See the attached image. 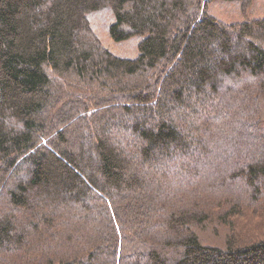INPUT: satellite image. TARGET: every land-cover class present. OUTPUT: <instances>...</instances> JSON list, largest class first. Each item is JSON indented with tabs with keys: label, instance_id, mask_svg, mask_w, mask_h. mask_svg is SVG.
<instances>
[{
	"label": "trees",
	"instance_id": "1",
	"mask_svg": "<svg viewBox=\"0 0 264 264\" xmlns=\"http://www.w3.org/2000/svg\"><path fill=\"white\" fill-rule=\"evenodd\" d=\"M212 1L0 0V264H264V16Z\"/></svg>",
	"mask_w": 264,
	"mask_h": 264
},
{
	"label": "rangeland",
	"instance_id": "2",
	"mask_svg": "<svg viewBox=\"0 0 264 264\" xmlns=\"http://www.w3.org/2000/svg\"><path fill=\"white\" fill-rule=\"evenodd\" d=\"M209 10L216 17L225 20L226 22L241 21L244 19H250L255 16H264V0H253L252 2L247 4L246 7L244 8L238 4V1L226 2L222 0H215L209 4ZM104 27H106L105 22L102 23V25L99 27L98 34L101 40L103 41L101 42L104 43L112 52H114L117 55L127 56V57H131L137 54V43L139 37H131L126 41L115 42L108 37ZM208 196L212 197L211 195ZM245 209L246 207L243 209L245 213H243L242 216L237 217L236 220L237 221L236 224L241 227V230L239 231L242 234H246V235H251V231L257 234H263L264 206L262 208L256 209L254 212H252V210L248 211ZM218 227H216L217 228L216 230L215 227L208 226L206 229L201 230L199 234L205 240H210L213 242H221L223 238L224 230L222 228L218 229ZM26 255L24 254L21 255V253H18V255L14 257V259L11 260L10 257L9 262L6 264H21L22 260L25 258ZM34 256H31V259ZM30 261L31 260L27 262Z\"/></svg>",
	"mask_w": 264,
	"mask_h": 264
}]
</instances>
